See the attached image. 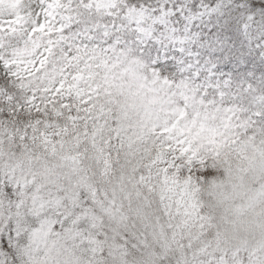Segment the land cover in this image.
Segmentation results:
<instances>
[{"label": "snow or ice", "instance_id": "1", "mask_svg": "<svg viewBox=\"0 0 264 264\" xmlns=\"http://www.w3.org/2000/svg\"><path fill=\"white\" fill-rule=\"evenodd\" d=\"M0 264H264V0H0Z\"/></svg>", "mask_w": 264, "mask_h": 264}]
</instances>
